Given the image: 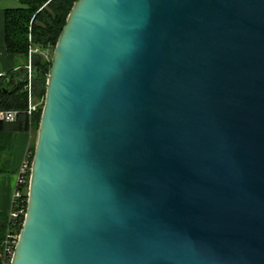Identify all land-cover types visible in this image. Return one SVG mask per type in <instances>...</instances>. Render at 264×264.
Listing matches in <instances>:
<instances>
[{"label": "water", "instance_id": "water-1", "mask_svg": "<svg viewBox=\"0 0 264 264\" xmlns=\"http://www.w3.org/2000/svg\"><path fill=\"white\" fill-rule=\"evenodd\" d=\"M11 264H264V0H76L54 45Z\"/></svg>", "mask_w": 264, "mask_h": 264}, {"label": "trees", "instance_id": "trees-1", "mask_svg": "<svg viewBox=\"0 0 264 264\" xmlns=\"http://www.w3.org/2000/svg\"><path fill=\"white\" fill-rule=\"evenodd\" d=\"M76 0H20L21 6L6 8L4 12V45L7 53L20 59L19 65L0 76V109H13L19 113L13 122L0 121V146L10 140L13 132L37 131L41 108L31 118L25 113L27 107L26 65L29 49L44 50L54 48L66 17ZM51 50V53L53 51ZM33 68L32 93L44 98L50 60L41 54L31 53ZM34 143L30 144L31 157ZM23 188V187H22ZM27 198L24 194L21 197ZM8 213L0 212V242L7 225Z\"/></svg>", "mask_w": 264, "mask_h": 264}, {"label": "built area", "instance_id": "built-area-1", "mask_svg": "<svg viewBox=\"0 0 264 264\" xmlns=\"http://www.w3.org/2000/svg\"><path fill=\"white\" fill-rule=\"evenodd\" d=\"M45 50V49H44ZM44 50H39L37 47L29 49V58L26 65V85L27 92V107L25 113L31 118L40 108H42L43 99H37L32 93V77L33 68L30 62V54H41ZM47 58V53L42 55ZM45 58V59H46ZM4 75L0 72V76ZM17 110L0 109V121L13 122L18 115ZM31 153L28 152L25 158L20 163L16 171L15 187L12 194V202L10 210L8 211L7 225L4 232L3 239L0 242V264H11L14 249L17 243L19 232L24 221L26 211V199L21 198L24 194L27 195V188L30 176ZM23 187V188H22Z\"/></svg>", "mask_w": 264, "mask_h": 264}, {"label": "crops", "instance_id": "crops-1", "mask_svg": "<svg viewBox=\"0 0 264 264\" xmlns=\"http://www.w3.org/2000/svg\"><path fill=\"white\" fill-rule=\"evenodd\" d=\"M2 0H0L1 2ZM21 6L20 0H18ZM10 8V7H5ZM15 8V7H11ZM4 9H0V72H7L19 65L20 59L7 53L4 45ZM33 131L13 132L10 140H4L0 146V212L8 213L11 207L15 187L16 171L25 158L31 144Z\"/></svg>", "mask_w": 264, "mask_h": 264}, {"label": "rangeland", "instance_id": "rangeland-1", "mask_svg": "<svg viewBox=\"0 0 264 264\" xmlns=\"http://www.w3.org/2000/svg\"><path fill=\"white\" fill-rule=\"evenodd\" d=\"M20 4L18 2V0H2L0 2V9H6L5 7H18ZM53 47L49 46L48 48H46L44 50V55L47 53V58L46 57H43L44 59L46 58V60H50V57H51V50H52ZM42 53V55H43ZM41 99V98H40ZM43 99V98H42ZM36 133L37 131L36 130H33L32 134H31V143H34L35 142V139H36Z\"/></svg>", "mask_w": 264, "mask_h": 264}]
</instances>
